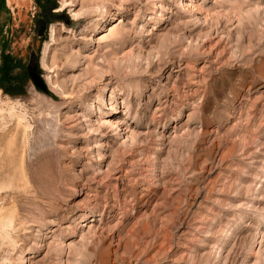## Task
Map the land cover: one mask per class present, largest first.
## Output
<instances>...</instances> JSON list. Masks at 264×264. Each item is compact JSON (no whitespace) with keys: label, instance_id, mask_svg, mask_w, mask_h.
Instances as JSON below:
<instances>
[{"label":"rangeland","instance_id":"rangeland-1","mask_svg":"<svg viewBox=\"0 0 264 264\" xmlns=\"http://www.w3.org/2000/svg\"><path fill=\"white\" fill-rule=\"evenodd\" d=\"M2 49L0 264H264V0H0Z\"/></svg>","mask_w":264,"mask_h":264},{"label":"trees","instance_id":"trees-1","mask_svg":"<svg viewBox=\"0 0 264 264\" xmlns=\"http://www.w3.org/2000/svg\"><path fill=\"white\" fill-rule=\"evenodd\" d=\"M37 3V1H36ZM45 10L44 7L40 6ZM46 12H49L50 10L46 8ZM12 60L11 57H9L6 53L5 50L2 49L0 52V89H4V85L6 83H10L12 81V75L10 73L12 69Z\"/></svg>","mask_w":264,"mask_h":264},{"label":"bare ground","instance_id":"bare-ground-1","mask_svg":"<svg viewBox=\"0 0 264 264\" xmlns=\"http://www.w3.org/2000/svg\"><path fill=\"white\" fill-rule=\"evenodd\" d=\"M184 58H185V57H184ZM186 60H187V59H186ZM180 62H181V61H180ZM152 195H153V194H152ZM134 201H135V199H134ZM177 211H178V210H177ZM177 213H178V212H176V214H177ZM177 215H178V214H177ZM178 217H179V216H178ZM107 238H108V237H107ZM129 258H130V257H129ZM101 263H102V262H101V261H98V260L94 262V264H101Z\"/></svg>","mask_w":264,"mask_h":264},{"label":"water","instance_id":"water-1","mask_svg":"<svg viewBox=\"0 0 264 264\" xmlns=\"http://www.w3.org/2000/svg\"><path fill=\"white\" fill-rule=\"evenodd\" d=\"M29 74L31 75V77H32L33 81H34V82H36V80H35V79H36V78H35V76H34V75H32V73H30V72H29Z\"/></svg>","mask_w":264,"mask_h":264},{"label":"flooded vegetation","instance_id":"flooded-vegetation-1","mask_svg":"<svg viewBox=\"0 0 264 264\" xmlns=\"http://www.w3.org/2000/svg\"><path fill=\"white\" fill-rule=\"evenodd\" d=\"M1 51H2V50H1ZM1 51H0V52H1Z\"/></svg>","mask_w":264,"mask_h":264}]
</instances>
